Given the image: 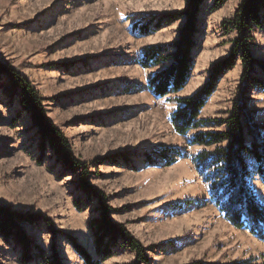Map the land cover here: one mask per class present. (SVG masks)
Instances as JSON below:
<instances>
[{"label":"rangeland","instance_id":"374dc122","mask_svg":"<svg viewBox=\"0 0 264 264\" xmlns=\"http://www.w3.org/2000/svg\"><path fill=\"white\" fill-rule=\"evenodd\" d=\"M240 1L226 0L216 9L213 0H204L189 79L176 94L156 98L147 82L164 64L142 68L140 61L146 48L177 40L184 19L156 24L162 15L181 11L184 0H0V61L43 98L47 116L76 158L109 159L91 168L89 183L107 198L112 221L124 224L146 248L148 264L250 259L264 264V242L223 218L194 162L203 148L190 144L192 137L224 128L210 123L181 136L170 124L174 99L203 88L213 66L229 58L237 35L223 22ZM146 25L150 32L142 34L139 28ZM251 34V54L264 64V29L254 27ZM241 73L236 61L219 77L199 119L229 116ZM255 76L263 85L247 87L245 105L264 140V77L258 70ZM4 83L0 78V206L42 215L46 222L24 229L47 254L55 249L62 264H85L69 237L96 260L88 223L98 218L97 202L81 193L77 174L64 171L50 154L38 163L36 130L18 98L4 92ZM166 149L182 156L166 166L157 156ZM147 155L157 163L147 164ZM249 185L264 204L260 179L250 178ZM19 257L18 248L0 237V264H21ZM134 259L117 249L101 264H133Z\"/></svg>","mask_w":264,"mask_h":264},{"label":"trees","instance_id":"16d2710c","mask_svg":"<svg viewBox=\"0 0 264 264\" xmlns=\"http://www.w3.org/2000/svg\"><path fill=\"white\" fill-rule=\"evenodd\" d=\"M226 0H213L214 8H220ZM204 0H184L181 11L164 14L157 26L184 19L177 40L144 50L140 61L142 68L164 64L147 82L156 98H165L181 91L188 79L195 47L194 35L200 7ZM226 31L233 30L237 38L232 42L229 58L213 66L207 84L194 94L175 98L177 107L170 116V124L178 135H185L193 129L210 123L222 126V131L207 130L196 133L190 144L203 149L194 157L196 168L209 185L211 201L218 207L223 218L236 229L244 228L250 235L264 242V204L249 185V179L257 177L264 186V140L260 127L253 122L246 109L245 91L254 84L263 83L255 76L258 70L264 77V64L254 58L251 47L254 27L264 29V0H241L232 17L223 22ZM137 25L133 26L135 30ZM142 34L150 32L149 26L139 28ZM236 61L240 62L242 73L239 79L237 98L232 103L229 116L224 119H199L207 98L215 91L219 77L230 70ZM0 78H3L4 92L16 96L22 110L30 116L33 129L38 137L37 148L41 158L50 154L64 171L78 176V188L89 201L97 202L98 218L88 223L94 237L96 260L72 238L69 240L85 264H101L114 256L117 249H126L135 256L133 264H148L146 248L131 234L124 224L110 218L112 209L106 204V197L90 185L91 168L109 160L106 157L91 162L82 161L73 154L72 147L64 134L47 116L44 100L9 63L0 61ZM250 139V141H247ZM168 154H171L170 156ZM123 156V155H119ZM166 166L174 164L182 154L177 149H166L158 155ZM156 158L146 156L147 164L157 163ZM253 169V171H251ZM81 205V204H78ZM39 220L47 221L42 215L19 212L0 206V237L12 243L20 252L21 264H62L55 249L47 254L26 233L24 226ZM189 264H218L195 260ZM224 264H258L253 259Z\"/></svg>","mask_w":264,"mask_h":264}]
</instances>
